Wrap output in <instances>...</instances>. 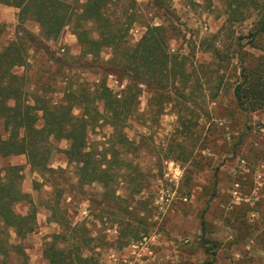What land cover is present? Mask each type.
Returning a JSON list of instances; mask_svg holds the SVG:
<instances>
[{
    "label": "rangeland",
    "instance_id": "374dc122",
    "mask_svg": "<svg viewBox=\"0 0 264 264\" xmlns=\"http://www.w3.org/2000/svg\"><path fill=\"white\" fill-rule=\"evenodd\" d=\"M231 1L115 0L109 27L85 23L95 38L102 31L122 36L118 49L110 42L97 53L84 52L73 24L48 39L36 21L21 24L19 9L0 2L4 43L24 30L37 37L26 45V64L13 69L29 104L87 96L103 110L97 86L104 81L123 98L131 72L119 68L122 53L151 26L164 27L165 50L178 70L165 88L139 81L129 114L103 110L85 127L88 149L104 156L114 174L108 189L99 182L78 186L67 139L53 140L54 171L32 168L25 154L0 156V168L20 167V186L29 194L15 211L30 212L29 199L36 208L29 234L0 226V264H51L50 245L71 255L66 264L70 258L76 264H264V107L245 111L234 95L243 67L264 51L251 41L255 11L241 7L247 19L233 18ZM74 113L82 109L76 105ZM44 124L39 111L37 126ZM56 200L65 225L52 218Z\"/></svg>",
    "mask_w": 264,
    "mask_h": 264
},
{
    "label": "trees",
    "instance_id": "16d2710c",
    "mask_svg": "<svg viewBox=\"0 0 264 264\" xmlns=\"http://www.w3.org/2000/svg\"><path fill=\"white\" fill-rule=\"evenodd\" d=\"M75 1V3H74ZM0 0L1 3L19 9V22L34 20L41 28L42 35L48 39H56L62 30L73 24L78 40L85 53H97L101 46L110 43L119 48L122 36L113 34L106 37V31L95 38L90 35V29L85 23L92 21L100 27H109V5L115 0ZM162 3L166 0H154ZM231 15L242 20L248 16L240 12L241 7L256 13L257 29L250 31L254 46L264 51V0H233L229 3ZM240 13V14H239ZM252 13V12H251ZM250 13V14H251ZM240 15V16H238ZM25 35L15 41H2L3 29L0 27V156L25 154L32 168L42 171H54L50 168V160L56 149L53 140L67 139L69 146L65 150L69 162L74 164L78 177V186L94 182L101 183L106 189L115 179L110 172V166L105 157L88 149V141L83 131L92 120H98L102 111L112 116L131 112L134 101L141 89L139 81L147 84H158L165 88L174 81L178 70L171 67L170 54L165 50L166 37L164 27H149L141 40L133 47L124 49L120 65L121 71L131 72L127 84L126 95L118 98L104 81L97 86L103 100V110L93 100L80 98L62 101L56 105L29 104L25 99L21 76H15L13 69L23 66L27 61V43L36 42V36L24 30ZM38 42V41H37ZM116 60V56L112 59ZM252 65L243 67L242 80L234 87V95L238 106L245 111H257L264 107V57ZM173 66V65H172ZM142 77L145 78V80ZM173 79V80H171ZM79 97V96H78ZM93 99H97L93 97ZM14 101V104H11ZM82 109L81 115L74 113L75 106ZM39 111L43 112L45 124L37 126ZM20 167L8 165L0 168V226L17 229L22 236L29 234L36 226V208L31 199L32 209L27 214L15 211L17 202L29 198V194L21 189ZM3 172H5L3 174ZM59 200L51 204L52 218L61 225H65V217L58 216ZM68 223V220H67ZM70 225V223H69ZM78 232L79 226L72 228ZM122 239V235L119 237ZM53 254H49L51 264H66L68 256L58 252L54 246L49 247ZM70 264H76L70 258Z\"/></svg>",
    "mask_w": 264,
    "mask_h": 264
},
{
    "label": "built area",
    "instance_id": "2783aa9c",
    "mask_svg": "<svg viewBox=\"0 0 264 264\" xmlns=\"http://www.w3.org/2000/svg\"><path fill=\"white\" fill-rule=\"evenodd\" d=\"M180 172H181V171H180V168H179V167L176 168V169H175V173H174V177L177 178V175L180 174ZM171 179L173 180L174 178H171Z\"/></svg>",
    "mask_w": 264,
    "mask_h": 264
},
{
    "label": "crops",
    "instance_id": "0c3cea01",
    "mask_svg": "<svg viewBox=\"0 0 264 264\" xmlns=\"http://www.w3.org/2000/svg\"><path fill=\"white\" fill-rule=\"evenodd\" d=\"M134 260H136V261H137V258H135ZM130 263H132V261H131Z\"/></svg>",
    "mask_w": 264,
    "mask_h": 264
}]
</instances>
